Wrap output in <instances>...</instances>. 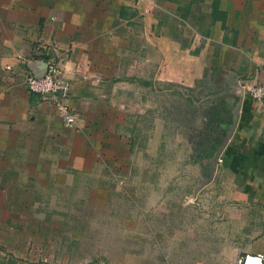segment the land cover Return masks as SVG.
I'll use <instances>...</instances> for the list:
<instances>
[{"label": "crops", "instance_id": "1", "mask_svg": "<svg viewBox=\"0 0 264 264\" xmlns=\"http://www.w3.org/2000/svg\"><path fill=\"white\" fill-rule=\"evenodd\" d=\"M58 57L72 127L24 82ZM243 81L264 84V0H0V228L32 260L65 218L41 264L264 254V97Z\"/></svg>", "mask_w": 264, "mask_h": 264}, {"label": "built area", "instance_id": "2", "mask_svg": "<svg viewBox=\"0 0 264 264\" xmlns=\"http://www.w3.org/2000/svg\"><path fill=\"white\" fill-rule=\"evenodd\" d=\"M63 68L64 61L61 57L49 58L42 71H31L25 74L24 82L29 91L54 99L61 122L65 126L72 127L78 121L79 113L69 108L63 101L69 92V84L61 78ZM237 88L238 91H244L251 98L262 99L264 97V84L260 82H239ZM256 258L260 259V264H264L262 252L244 251L237 255L235 264H251V261Z\"/></svg>", "mask_w": 264, "mask_h": 264}, {"label": "rangeland", "instance_id": "3", "mask_svg": "<svg viewBox=\"0 0 264 264\" xmlns=\"http://www.w3.org/2000/svg\"><path fill=\"white\" fill-rule=\"evenodd\" d=\"M2 220H8V222L10 224L15 223L16 218H0V221ZM36 219H38V224H46V222H39L41 221L42 218H33V220L35 221ZM65 218H54V220H49L47 222V226L53 227L54 231L52 232V234H47V236H45V234L42 233H38L36 234L34 237H36V239H38L37 242V246H36V251L34 252L33 250H31L34 254L31 255V259H25L27 258L28 252L30 251L29 249H27L24 245V248L17 249L16 245H15V239L18 232H15L13 230V227L9 225L8 229L5 228H0V264H41V261L38 262V260H42L44 262L45 259H49L51 257L57 256L59 255V252H55V248H59L60 246V241L59 238L61 235H63L64 233H61L59 228H57V226L61 227L64 226V228H66L67 226L64 223H61V220H63ZM21 236H25L28 237L29 233H23L21 232L20 234ZM75 243V238H76V233H70L69 234ZM46 240V243L43 242V240ZM22 243L23 244H27L23 239H22ZM75 245V244H74ZM55 247V248H54ZM75 250V249H74ZM56 253V254H55ZM20 254L22 256L21 259H19V255ZM58 258H60L58 256ZM37 260V261H36Z\"/></svg>", "mask_w": 264, "mask_h": 264}, {"label": "trees", "instance_id": "4", "mask_svg": "<svg viewBox=\"0 0 264 264\" xmlns=\"http://www.w3.org/2000/svg\"><path fill=\"white\" fill-rule=\"evenodd\" d=\"M193 140L196 143L197 147L199 145L207 144V146H209V148L211 149L217 148L216 144L218 145V143H220L218 138H215V137L210 138V137H204V136H199V135L194 136Z\"/></svg>", "mask_w": 264, "mask_h": 264}, {"label": "clouds", "instance_id": "5", "mask_svg": "<svg viewBox=\"0 0 264 264\" xmlns=\"http://www.w3.org/2000/svg\"><path fill=\"white\" fill-rule=\"evenodd\" d=\"M251 264H260V259L256 258V259L252 260Z\"/></svg>", "mask_w": 264, "mask_h": 264}]
</instances>
